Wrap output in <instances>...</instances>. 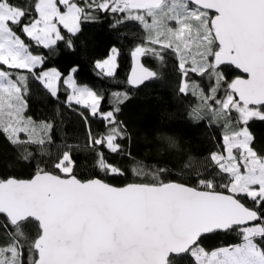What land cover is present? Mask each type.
I'll list each match as a JSON object with an SVG mask.
<instances>
[{"label": "snow or ice", "instance_id": "snow-or-ice-1", "mask_svg": "<svg viewBox=\"0 0 264 264\" xmlns=\"http://www.w3.org/2000/svg\"><path fill=\"white\" fill-rule=\"evenodd\" d=\"M87 7L128 13L125 19L139 21L149 32L148 44L176 51L185 76L191 71L209 81L215 79L207 92L195 82L183 83L180 91L191 88L200 98V107L192 113L195 119H201V110L207 109L213 121L223 122L227 156L211 154L218 171L198 178V187L165 181L162 177L169 172L167 167L141 161H136L133 173L149 182L116 187L98 178L78 179L68 146L54 164L63 177L38 168L31 179H0V215L5 218L0 229L7 237V243L0 245V264H22L29 223L37 225V235L29 244V264H183L185 257L190 264H264V245L255 242L257 237L264 241V155L253 147L255 138L248 127L253 118L264 121V0H100L98 4L91 0ZM144 12L152 17L151 24ZM82 18L90 16L75 0H30L27 4L0 0V65L28 70L52 96L57 95L55 82L63 79L72 89L68 102L84 104L96 115L101 96L76 85L73 73L77 69L66 78L56 69L37 75L34 70L45 58L33 54L15 31L21 27L38 45L51 48L64 39L57 22L76 34ZM170 21L178 27H170ZM67 45L72 48V41ZM149 52L163 60L162 51L145 45H137L132 56L138 60ZM116 57L117 49L113 48L97 67L110 69L106 74L112 76ZM189 58L190 69L186 67ZM225 62L241 69L247 78L227 83L219 71ZM156 75L141 66L129 83L140 85ZM222 83H227L228 90L219 99ZM26 92V76L13 80L10 72L0 68V132L12 145L24 148L25 160L32 156L28 145L44 151L43 146L52 142L47 135L51 124H42L38 133L31 118L22 115L27 107ZM114 96L118 103H123L121 96L127 99V94ZM233 110L238 114L236 124L232 123ZM118 111L116 107L101 113L113 126L103 138L90 134L93 146L120 150L116 140L126 135V129L116 120ZM21 133L26 139H21ZM162 139L169 148L175 147L171 137ZM96 164L105 173L123 175L103 153H97ZM192 164L189 158L183 167L188 169ZM218 177H226V182L218 185ZM243 198L256 207H247ZM221 230H239L243 243L207 252L203 238Z\"/></svg>", "mask_w": 264, "mask_h": 264}, {"label": "trees", "instance_id": "trees-1", "mask_svg": "<svg viewBox=\"0 0 264 264\" xmlns=\"http://www.w3.org/2000/svg\"><path fill=\"white\" fill-rule=\"evenodd\" d=\"M20 2L27 4L30 0ZM75 2L86 9L90 18L80 20V30L76 34L69 33L63 25L58 24L64 39L57 41L51 48L38 45L23 34L21 27H16L15 31L34 54L45 58L44 63L34 70L37 75L45 69L55 68L65 78L70 70L76 68L77 71L73 73L75 81L89 86L101 96L99 110L96 115H92L88 107L67 102L68 88L63 79L58 81L57 95L52 96L28 70L9 69L0 65L4 71L11 73L13 80L18 75L27 77V92L24 93L27 107L23 115L31 118L32 122L52 125L47 131L52 142L43 146L44 151L40 146L28 145L27 151L32 156L27 160L23 159L24 148L12 145L5 134L0 132V179L29 178L38 168L61 174L54 168V164L57 157L71 146L74 174L80 180L98 177L115 186L149 182L133 173L136 161H141L167 167L169 172L162 177L165 181H178L198 187V178H203L205 173L214 174L218 171L210 156L224 151V127L223 122L212 120L207 109L201 110V119L194 118L193 110L200 107V102L189 91H180L181 81H194L208 89L215 84V79L209 81L207 76L200 77L191 71L187 76L183 75L176 51L162 50L158 45L148 44L147 30L139 21L125 19V14L119 12L113 14L111 11L88 8L91 0ZM99 2L100 0H95V3ZM31 18L30 15L24 22L27 23ZM68 40L72 41V48L68 47ZM137 45L155 47L162 51L163 60L151 52L142 55L143 63L157 75L133 88L128 84L127 73L131 52ZM113 47L117 49V67L113 75L108 76L96 63L108 56ZM219 70L227 83L240 74L230 65H220ZM227 83H222L217 98L222 99L227 94ZM114 93L127 94V99L121 96L123 103H118ZM116 107H119L115 114L116 120L126 129V135L116 140L120 150L112 152L106 145L93 146L90 134L93 138H103L113 126L108 124L101 113L112 111ZM231 116L232 123L236 124L238 114L233 110ZM248 127L255 138L253 147L264 155V121L253 118ZM163 137H171L175 141V147L169 148ZM97 153H103L106 161L119 167L123 175L105 173L98 168ZM189 158L193 161L192 167L184 169L183 165ZM225 182L226 177H218L216 181L218 185ZM217 190L223 191L222 188ZM242 203L250 208L256 207L247 198H243ZM4 219L0 215V223ZM25 233L27 240L23 242L22 264H29V244L37 235V225L29 223L25 227ZM242 239L239 230L216 231L207 234L201 243L209 251L237 244ZM255 242L264 245L259 237L255 238ZM5 243L7 237L0 229V245ZM183 264H190L189 258L185 257Z\"/></svg>", "mask_w": 264, "mask_h": 264}, {"label": "rangeland", "instance_id": "rangeland-1", "mask_svg": "<svg viewBox=\"0 0 264 264\" xmlns=\"http://www.w3.org/2000/svg\"><path fill=\"white\" fill-rule=\"evenodd\" d=\"M60 7H61V9L63 10V6L62 5H60ZM125 14V16H127L128 15V13H124ZM142 14H144L145 15V18H146V20H147V22L149 23V24H151V22H152V17H150V16H148L147 14H146V12H144V13H142ZM59 23L57 22V25H58ZM168 24H169V26L170 27H172V28H176V27H178L176 24H175V22L174 21H170V22H168ZM147 34H148V36L150 35L149 34V32L147 31ZM151 35H155V33H152ZM167 41H165V43H166ZM113 48H115V47H113ZM112 48V49H113ZM111 49V50H112ZM116 49V48H115ZM111 50H110V52H109V54H108V56H106L104 59H102V60H99L100 62H102V61H104V60H106L108 57H109V55L111 54ZM34 54V53H33ZM178 56V55H177ZM178 60H179V63H180V57L178 56ZM96 65H97V63H96ZM191 59L189 58L188 60H187V62H186V67L187 68H191ZM51 69H55V68H48V69H45V70H43L42 72H44V71H50ZM101 70H103L105 73H107L110 69H107V68H104V69H102V68H100ZM220 71V70H219ZM70 72H71V70H70ZM221 72V71H220ZM69 74V73H68ZM68 74L65 76V78L68 76ZM183 75H184V72H183ZM73 79H74V76H73ZM75 80V79H74ZM185 82H187V83H189V84H191V83H193L194 81H186V80H184V79H182V81H181V86H182V84L183 83H185ZM196 83V82H195ZM55 84H56V88L58 87V81H56L55 82ZM198 84V83H197ZM76 85L78 86V87H87V88H89V89H91V90H93L92 88H90L89 86H87V85H85V84H79V83H77L76 82ZM67 86V85H66ZM67 88H68V96L71 94V91H72V89L71 88H69L68 86H67ZM203 88V87H202ZM204 89V88H203ZM205 90V92H207V89H204ZM94 91V90H93ZM190 93H192L193 94V92H192V90H191V88H189V90H188ZM68 96H67V102H68ZM226 95H224L223 96V98L225 97ZM197 98H198V100H199V102H200V104H201V101H200V98L197 96ZM222 98V99H223ZM71 103H75V101H72ZM80 105H83V106H85L84 104H80ZM89 110H90V112H91V109L89 108ZM206 110V109H205ZM107 113V112H106ZM210 113V112H209ZM211 114V113H210ZM22 115H23V113H22ZM24 116V115H23ZM24 118L25 119H28L27 117H25L24 116ZM33 123V125L37 128V131H38V133L40 132V126L42 125V124H48V123H35V122H32ZM36 125H35V124ZM38 125V126H37ZM224 132H225V129H224V131H223V134H224ZM21 137H22V139H26V134H24V133H21ZM234 153H235V151H234ZM218 154H222V155H224V156H227V153L226 152H224V151H221V152H218ZM235 154H237L238 155V153H235ZM61 173V172H60ZM61 175H65V174H63V173H61ZM243 243V239H242V241H240L239 243H237V244H233V245H229V246H222V247H218V248H215V249H212V250H209V251H207V252H209V253H211L212 251H215V250H218V249H220V248H225V247H232V246H236V245H239V244H242Z\"/></svg>", "mask_w": 264, "mask_h": 264}, {"label": "water", "instance_id": "water-1", "mask_svg": "<svg viewBox=\"0 0 264 264\" xmlns=\"http://www.w3.org/2000/svg\"><path fill=\"white\" fill-rule=\"evenodd\" d=\"M222 65H230V66H232V67H234L236 70H238V72L240 73L238 76H236L235 78H237V77H241V78H247V74L246 73H243V71L241 70V69H237L236 67H235V65H232V64H230V63H227V62H225L224 64H222ZM141 66H143L144 68H147V69H149V70H151L152 71V69H150L148 66H146L144 63H143V61H142V56L141 57H139V59L138 60H136V59H134L133 58V56H132V52H131V60H130V67H129V70H128V73H127V80H128V84L131 86V87H133V88H135V87H138V86H140V85H142V84H140V85H133V84H130L129 83V79H130V77H132L133 75H134V73L135 74H138L139 72H140V70H141ZM235 78H233L232 80H234ZM231 80V81H232ZM148 81V80H147ZM147 81H145V82H147ZM144 82V83H145ZM236 99H238V97H236ZM51 172V171H50ZM35 174V173H34ZM33 174V175H34ZM54 174H57V173H54ZM32 175V176H33ZM57 175H61V174H57ZM32 176L31 177H29V178H17V179H31L32 178ZM62 177L64 176V175H61ZM9 178V177H8ZM14 178H16V177H14ZM95 178H98V177H94V178H89V179H95ZM98 179H101V178H98ZM86 180H88V179H86ZM86 180H82V181H86ZM102 180V179H101ZM104 181V180H103ZM105 182V181H104ZM176 182H178V181H176ZM107 183V182H106ZM133 183H135V182H133ZM179 183H181V182H179ZM110 184V183H109ZM127 184H129V183H127ZM112 185V184H111ZM126 185V184H125ZM113 186H115V185H113ZM122 186H124V185H122ZM122 186H116V187H122ZM188 186H190V185H188ZM193 187V186H192ZM201 190H203V189H201ZM225 194H227V193H225ZM250 208V207H249ZM221 231H223V230H221Z\"/></svg>", "mask_w": 264, "mask_h": 264}]
</instances>
